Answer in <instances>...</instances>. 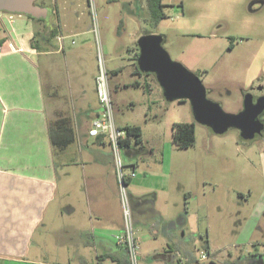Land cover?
<instances>
[{"label":"crops","instance_id":"0c3cea01","mask_svg":"<svg viewBox=\"0 0 264 264\" xmlns=\"http://www.w3.org/2000/svg\"><path fill=\"white\" fill-rule=\"evenodd\" d=\"M41 2L50 11L42 21L0 11V39L5 38L0 43V264H125V247L115 239L123 232V214L111 149L103 135H88L100 110L98 70L86 66L91 39L66 41L89 32L64 35L53 24L58 12ZM62 53L70 57L67 67ZM254 56L245 84L256 80L253 88L260 95L264 45ZM107 73L115 123L141 129L124 112L135 102L117 91L146 85L150 93L158 87L162 95L159 84L135 66L128 80L118 78V68ZM139 141L123 140L121 155L136 172L126 191L140 264H204L202 248L213 251L209 264H264V145L254 150L261 184L225 190V180L220 184L198 175L191 186L182 164L175 169L162 161L147 164L142 136ZM248 163L254 166L249 158ZM225 192L227 203L235 199L237 209L225 210ZM195 214L200 217L196 227Z\"/></svg>","mask_w":264,"mask_h":264},{"label":"rangeland","instance_id":"374dc122","mask_svg":"<svg viewBox=\"0 0 264 264\" xmlns=\"http://www.w3.org/2000/svg\"><path fill=\"white\" fill-rule=\"evenodd\" d=\"M163 3L166 17L154 33L163 35L164 49L173 60L181 62L199 76L209 99L219 102L226 112H238L242 107V91L248 88L245 84L246 72L254 62L255 52L264 45V7L258 12H250V0H163ZM46 4L58 12L51 20L64 35H68L69 30L89 32L66 39L67 42L73 39L78 44L83 37L91 39L90 50H86L87 54L90 52L86 57L88 68L96 67L98 70L99 50L107 72L110 67H115L120 72L118 78L130 79L129 71L136 63L133 58L138 49L136 40L140 36L138 17L142 14L141 0H92L91 3L89 0H46ZM230 41L232 47L229 46ZM61 58L67 67L70 57L67 54L65 59L62 53ZM72 65L75 67V62ZM258 85H264V79L261 78ZM117 93L119 97L135 102L134 105L128 104L124 112L141 126V136L146 145L142 157L147 164L157 166L162 161L164 166L171 164L174 169L180 164L187 166L185 175L190 177L186 179L190 180L188 184L191 186L193 177L197 175L210 181L212 178L220 184V180H225V190L239 184H261L254 150L264 145V126L255 139L242 141L235 128L222 134H212L204 125L195 122V143L179 148L172 141L171 126L173 122L186 118L195 121L188 100L165 101L158 87L150 93L146 85H129ZM262 116L264 118V113ZM249 148L252 150L245 152ZM247 157L254 166H247ZM123 163L125 169H131L132 166L129 167L124 160ZM208 183L205 188L209 192L211 185ZM223 195L225 210L237 209L235 199L230 198L229 204L227 198L230 195L227 192ZM250 202L248 199L246 203ZM195 208L193 205L194 213ZM245 212L242 210V214ZM195 215L194 227L200 222L199 215H196L197 218ZM210 237L215 242L212 232ZM227 250L221 251L220 256L224 257ZM209 251L213 254L212 250ZM203 263L209 264L208 258Z\"/></svg>","mask_w":264,"mask_h":264},{"label":"water","instance_id":"95a60500","mask_svg":"<svg viewBox=\"0 0 264 264\" xmlns=\"http://www.w3.org/2000/svg\"><path fill=\"white\" fill-rule=\"evenodd\" d=\"M33 1L0 0V11L27 13L35 18H50L47 8L33 5ZM163 41L161 34L140 35L136 40L139 50L136 65L140 72L155 75L166 101L188 100L195 122L210 128L215 134L235 128L241 138L248 140L261 133L263 122L258 116L264 110V95L254 100L253 94L247 92L238 112L224 111L219 102L207 97V89L199 76L170 57L162 45Z\"/></svg>","mask_w":264,"mask_h":264},{"label":"built area","instance_id":"2783aa9c","mask_svg":"<svg viewBox=\"0 0 264 264\" xmlns=\"http://www.w3.org/2000/svg\"><path fill=\"white\" fill-rule=\"evenodd\" d=\"M91 1L92 0H89L90 3ZM9 17H12V13H10ZM97 64L98 71L95 76V91L100 104V110L98 115L93 118L91 122V126L88 129V135L95 137L101 134L109 144L116 172L123 214V232L120 235L115 236V239L117 243L124 245L128 263L140 264V244L135 236V229L133 227V220L126 193L127 181L135 176V171L133 168L128 170L125 169L121 155V145L122 141L127 138V131L124 127H120L115 123L113 105L108 85V73L104 66L102 53L99 50L97 54ZM210 256L211 252L208 249H205L200 252L199 259L205 260Z\"/></svg>","mask_w":264,"mask_h":264},{"label":"trees","instance_id":"16d2710c","mask_svg":"<svg viewBox=\"0 0 264 264\" xmlns=\"http://www.w3.org/2000/svg\"><path fill=\"white\" fill-rule=\"evenodd\" d=\"M142 2V14L138 17L140 22V35L142 34H148V33H154V29L159 25L160 21L166 17V13L163 9L164 3L163 0H141ZM8 13H14V12H8ZM17 14H23L27 16L28 18L35 20V21H42L44 20L43 17L41 18H35L30 14L27 13H17ZM4 39H0V43L4 42ZM32 47L36 48L35 44L33 43V40L31 41ZM229 46H232V42L230 41ZM138 49H136L135 54L133 58L136 60L138 56ZM135 68L138 70L136 63H134ZM146 75H152L155 78V75L153 73H144ZM195 121L190 122H175L172 124V141L177 145L179 148H187L189 146H192L195 143ZM127 131V137L132 136L136 138V141H139V137L141 136V129L139 126L133 125V126H126L124 127ZM241 139V137H240ZM70 139H66L64 143H68ZM51 142L53 144L55 143V140L52 138ZM125 264L128 263V258Z\"/></svg>","mask_w":264,"mask_h":264},{"label":"flooded vegetation","instance_id":"af4514ba","mask_svg":"<svg viewBox=\"0 0 264 264\" xmlns=\"http://www.w3.org/2000/svg\"><path fill=\"white\" fill-rule=\"evenodd\" d=\"M33 5H39V6H43V4H42V2H41V0H34L33 1ZM263 7H264V0H250V3H249V10H250V12H258V11H260L261 9H263ZM259 81V80H258ZM255 82H257L256 80L255 81H253L252 83H251V85H249L248 86V88L246 89V90H243L242 92V98H243V96H244V94L245 93H247V92H250V93H252L253 94V99L255 100L257 97H259V96H261V95H264V91L260 94V95H258L256 92H255V88H253L254 86V83ZM258 85V84H257ZM257 87H259V86H257ZM242 101H243V99H242ZM242 108V107H241ZM264 113V110L260 113V115L258 116V118L263 122V126H264V118H263V116H262V114ZM262 131V130H261ZM261 134V133H260ZM257 134H255V136H256ZM238 136H239V138L241 137L240 135H239V132H238ZM255 136H254V138H252V139H248V140H245V139H243V138H241V140L242 141H251V140H253V139H255Z\"/></svg>","mask_w":264,"mask_h":264}]
</instances>
